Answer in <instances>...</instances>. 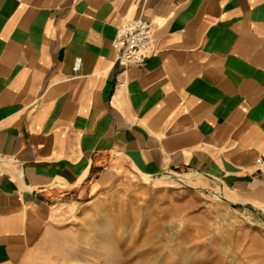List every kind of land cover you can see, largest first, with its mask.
I'll use <instances>...</instances> for the list:
<instances>
[{
	"label": "crops",
	"instance_id": "crops-1",
	"mask_svg": "<svg viewBox=\"0 0 264 264\" xmlns=\"http://www.w3.org/2000/svg\"><path fill=\"white\" fill-rule=\"evenodd\" d=\"M138 18L153 42L124 72L113 41ZM167 174L264 214V0H0V264Z\"/></svg>",
	"mask_w": 264,
	"mask_h": 264
},
{
	"label": "rangeland",
	"instance_id": "rangeland-1",
	"mask_svg": "<svg viewBox=\"0 0 264 264\" xmlns=\"http://www.w3.org/2000/svg\"><path fill=\"white\" fill-rule=\"evenodd\" d=\"M169 176L101 192L36 264H264V214L215 183Z\"/></svg>",
	"mask_w": 264,
	"mask_h": 264
},
{
	"label": "built area",
	"instance_id": "built-area-1",
	"mask_svg": "<svg viewBox=\"0 0 264 264\" xmlns=\"http://www.w3.org/2000/svg\"><path fill=\"white\" fill-rule=\"evenodd\" d=\"M153 37V25L143 18L125 21L118 27L113 47L117 51V60L124 68V72L130 65H142L146 62ZM82 63V58L76 59L74 65L76 74L80 73ZM122 74L118 76L117 80L119 88L126 86V81ZM259 163H261V160Z\"/></svg>",
	"mask_w": 264,
	"mask_h": 264
},
{
	"label": "bare ground",
	"instance_id": "bare-ground-1",
	"mask_svg": "<svg viewBox=\"0 0 264 264\" xmlns=\"http://www.w3.org/2000/svg\"><path fill=\"white\" fill-rule=\"evenodd\" d=\"M169 177L173 178V179H177V181H181V179L177 178L176 176H172L170 175ZM182 182H185V181H182Z\"/></svg>",
	"mask_w": 264,
	"mask_h": 264
},
{
	"label": "water",
	"instance_id": "water-1",
	"mask_svg": "<svg viewBox=\"0 0 264 264\" xmlns=\"http://www.w3.org/2000/svg\"><path fill=\"white\" fill-rule=\"evenodd\" d=\"M169 175H171V174H169Z\"/></svg>",
	"mask_w": 264,
	"mask_h": 264
}]
</instances>
